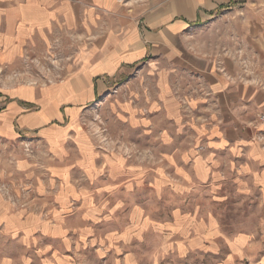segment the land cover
Listing matches in <instances>:
<instances>
[{"label":"crops","instance_id":"obj_1","mask_svg":"<svg viewBox=\"0 0 264 264\" xmlns=\"http://www.w3.org/2000/svg\"><path fill=\"white\" fill-rule=\"evenodd\" d=\"M230 1L0 0V264H164L222 243L214 216L207 232L182 212L151 227L157 186L215 198L233 175L264 205V56L189 43ZM108 101L164 144L163 178L98 144L86 118ZM224 239L236 257L249 235Z\"/></svg>","mask_w":264,"mask_h":264},{"label":"rangeland","instance_id":"obj_2","mask_svg":"<svg viewBox=\"0 0 264 264\" xmlns=\"http://www.w3.org/2000/svg\"><path fill=\"white\" fill-rule=\"evenodd\" d=\"M190 31L191 47L204 55L224 56L231 51L237 55L242 66L248 64V67L257 69L264 56L261 41H264V0H231L212 19L194 26ZM113 90L115 92L116 88ZM108 103L110 101L101 104V107L86 118L88 129L98 144L107 149H131L130 157L142 167L151 168L152 182L155 178H163L161 176L164 174L155 172L152 168L164 166V144L153 140L152 131L146 128L121 123V118H117L111 110L104 109ZM29 146L25 145L22 149L24 156L33 160L32 148L37 147ZM232 177L233 175L222 183L219 195L215 198L210 188L201 186L184 188L181 191L163 190V187L157 186L150 193L145 192L141 198L140 215L143 212L152 215L155 222L152 221L151 227L160 222L168 223L172 219H178V212H182L204 219L202 226L205 227V232L212 225L209 218L214 216L221 233L227 239H233L240 234L249 235L248 244L241 248L236 257L232 252L234 247L228 246L224 237H221L222 243L211 246V250L206 248L203 252L190 251L183 258L168 257L164 264H233L228 259L231 256L237 260V264H264V205L261 204V191L249 183L245 186L240 182L235 183ZM141 220L144 221L143 217ZM148 240H152V235ZM145 248L142 244V252L144 250V253L150 254Z\"/></svg>","mask_w":264,"mask_h":264},{"label":"built area","instance_id":"obj_3","mask_svg":"<svg viewBox=\"0 0 264 264\" xmlns=\"http://www.w3.org/2000/svg\"><path fill=\"white\" fill-rule=\"evenodd\" d=\"M262 119H264V118L262 117Z\"/></svg>","mask_w":264,"mask_h":264}]
</instances>
